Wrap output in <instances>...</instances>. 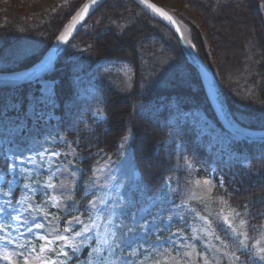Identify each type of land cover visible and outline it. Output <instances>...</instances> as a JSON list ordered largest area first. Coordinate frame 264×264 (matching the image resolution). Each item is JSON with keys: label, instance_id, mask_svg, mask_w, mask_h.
Returning <instances> with one entry per match:
<instances>
[{"label": "trees", "instance_id": "16d2710c", "mask_svg": "<svg viewBox=\"0 0 264 264\" xmlns=\"http://www.w3.org/2000/svg\"><path fill=\"white\" fill-rule=\"evenodd\" d=\"M34 1L38 0H11L17 7L10 6L0 12V41L10 43L26 35L41 33L47 36L44 49L20 66L1 72L18 71L35 63L86 0H76L70 12L57 14L46 22L42 16L24 12V3ZM177 1L189 5L197 13L209 34L212 49L208 48L200 29L179 12H174L188 28L190 40L201 58L212 70H217L219 86L235 119L245 127L263 129L264 0ZM89 21L95 23L94 33L84 36L80 31L68 49L83 36L82 44L87 47L84 58L89 63L95 65L103 58L115 60L129 65L133 73L124 79L121 73L101 72L99 68L94 73H99L95 91L81 97L75 75L68 74L71 69L62 63L67 49L57 68L45 77L57 81L56 123L82 154L83 163L79 164L87 169L83 180L90 164L102 153L115 152L119 142L131 131L141 175L132 199V211L143 206L148 196L158 192L164 180L170 177L173 187L179 186L176 202L186 200L190 207L209 215L226 240L228 237L215 216L221 207L228 208L221 204L220 197L231 207L248 205L254 216L264 212V141L235 140L238 152L249 154L247 162L240 161L242 156L228 163L215 160L205 140H198L194 128L178 116L201 108L216 125L225 129L198 72L188 63L171 30L134 0H105ZM112 21L126 25V28L118 30ZM169 51L184 59L185 62L180 58L186 71L178 65L162 64ZM33 87L36 86L0 85V101L3 93L19 91L25 105L26 94ZM95 109L105 115L104 120L92 116ZM185 159L192 161L191 169L184 168ZM6 160L0 147V167L5 169ZM212 174L223 177V186L218 179H212ZM206 178L212 180L211 185L203 183ZM197 180L202 185H197ZM199 187L203 194L195 196L197 193L191 190ZM76 196L81 201L82 189L79 187ZM190 196L193 198L189 199ZM252 223L264 224V215ZM249 234L259 233L249 230ZM88 253L89 248H85L81 260L87 258ZM237 254L246 259L241 252Z\"/></svg>", "mask_w": 264, "mask_h": 264}, {"label": "snow or ice", "instance_id": "6c2138e0", "mask_svg": "<svg viewBox=\"0 0 264 264\" xmlns=\"http://www.w3.org/2000/svg\"><path fill=\"white\" fill-rule=\"evenodd\" d=\"M139 2L172 21L171 16L149 4L148 0ZM100 3L101 0H91L90 4L84 5L82 12L73 18L72 24L57 37L58 41L67 44L76 24L84 19L91 7L99 6ZM47 68L48 62L40 64L33 76L39 79ZM64 142L68 143L66 139ZM61 156L65 158L64 161L60 160ZM76 160L83 163L81 154L71 147L67 152H60L43 144L18 149L6 160L5 169L0 170V262L81 264V253L85 248H90L89 256L97 254L99 264H104L105 258L99 254L115 247L117 230L121 227L119 216H124V200L121 196L114 197L107 185L101 183L97 172H103V169L93 170L92 177L84 181L82 176L87 169L78 167L74 162ZM192 167V161L185 159L184 168ZM6 176L9 178L6 179ZM42 176H47V179L41 180ZM212 179H218L223 186V177L212 174ZM203 183L211 185L212 180L206 178ZM196 184L199 185L200 181L197 180ZM5 187L7 190H4ZM77 187L84 193L81 201L75 199ZM225 193L227 194L226 188ZM89 195L93 198L88 199ZM158 195L162 198V203L171 205L168 211L172 214L167 217L165 229H170L175 222H184L192 229L190 236L185 235L184 229L180 228L167 238V242L179 256L175 264H264V224L252 223V220L258 219L264 212L254 216L248 205L231 207L227 200L220 197L221 204L227 206L229 211L225 214V207H221L215 216L228 237L226 240L217 234L209 215L190 207L186 200L179 204L176 202L179 186L177 184L173 187L170 177L164 180ZM37 197L40 198L39 201ZM48 209H55L56 213ZM164 211L162 209L148 223L142 225L140 220L134 219L133 224L138 230L154 231L160 227L157 221L164 222ZM141 219L146 220L147 217L142 216ZM193 221L198 222L201 227H196ZM249 230L258 232L259 238L251 237ZM212 238L218 244L212 243ZM253 239L254 244L250 243ZM36 241L40 242L38 249ZM193 241L202 243L203 248L198 251ZM136 242L135 233L127 238L129 248ZM93 243L97 246L93 247ZM238 252L246 259L242 261ZM140 254L147 255V252L141 250ZM129 255L135 256L136 253ZM83 264H92V261L84 258ZM121 264H135V261L122 260Z\"/></svg>", "mask_w": 264, "mask_h": 264}, {"label": "rangeland", "instance_id": "374dc122", "mask_svg": "<svg viewBox=\"0 0 264 264\" xmlns=\"http://www.w3.org/2000/svg\"><path fill=\"white\" fill-rule=\"evenodd\" d=\"M75 1L76 0H38L28 2L24 3V12L29 15L42 16L43 21L46 22V20L50 21L51 18L57 14H62L68 10L70 12ZM155 1L173 13L179 12L185 19L189 20L196 28L200 29L204 33L203 36L207 41L208 48H213L209 34L205 28H203L204 25L201 18L189 5L181 3L177 0ZM84 3L79 7V10ZM10 6H15L12 4L11 0H0V12L6 10ZM77 12L78 10L76 13ZM93 22L89 21L86 23L81 30L83 31L82 35L85 36L86 34L88 35L89 33H94L93 28L95 23ZM98 24L96 22V25ZM112 24L118 30H121L124 27L126 28V25L113 23V21ZM182 26L185 27L183 24ZM185 29L189 35L188 28L185 27ZM46 39L47 36H45V34L33 33L32 35L23 36L10 43L0 41V70L20 66L21 63L36 57L41 51H43ZM84 40L85 37L83 36L77 38L62 59V63H65L71 69V71L69 70L67 73L71 75L73 74V76L75 75L74 81L78 85L81 97H87L88 92L95 91L97 86V74L99 73L96 75L94 73L98 71L99 68L102 69L101 72L113 70L114 72L121 73L124 76V79L125 77L129 78L131 76L133 73L132 68L123 62L103 58L95 65L89 63L86 58H84L87 48L82 44ZM166 54L167 57H163V65H178L180 69L186 71V65L184 64L185 61L182 57L171 51ZM180 58L184 62H182ZM216 72L217 70L214 69L213 73L219 83ZM5 73L9 72L0 71V74ZM34 85L36 87L30 89L26 94L25 105L19 91H9L1 95L0 147L3 148L6 158L10 159L11 155L16 153L18 149H22L24 147H38L41 144L45 147H54L60 152H67L69 151V147H71L81 154L73 140L70 139L56 123L58 116L54 112V104L55 86L57 85V81L54 78L47 77L41 79ZM92 116L97 120L105 119V115L97 109L92 110ZM178 116L182 119L183 123L188 122L189 125L194 128L198 140H205L207 148L211 151V153H213V155H215V160L219 159L228 163L229 161L239 159L240 156H242L240 161L247 162L249 160V154H241L238 152L237 146L235 145V140H238L237 137L230 130L216 125L203 109L196 108L192 111L180 113ZM261 126H264V121L261 123ZM258 130H264V128ZM65 139L68 141L67 144L64 142ZM132 140L133 134L130 131L119 142L115 152L100 154L98 160L93 164H90L87 177L84 180L87 181L90 177H92L93 170L103 169V172H97V176H99L101 183L107 185V188L111 190L114 197L121 196L124 200V216H119V212L117 213L119 221L121 222V227L117 230L115 247L111 251L105 250L101 252L99 256H103L105 258L104 264H121L122 260L135 261V264H175V260L179 259V256L177 255L176 250L171 248L170 244L167 242V238L171 236V233L176 232L180 228L184 229L185 235L190 236L192 229L184 222H175L172 224L170 229H165L164 224L168 223L167 217L172 213L168 211V209L171 208V205L167 202L162 203V198L158 195L161 187L158 189V192L148 196L144 205L137 211H132L131 205L133 195L136 192L141 179V175L136 164ZM121 145H123V147H121ZM64 159L65 158L63 156L60 157L61 161H64ZM74 162L78 167L83 168V166L79 164V160ZM3 169L4 168L0 167V170ZM8 178L9 177L6 176V179ZM40 179L46 180L47 176H42ZM201 188L202 187H199L197 190L191 191L195 194L197 193L195 196H201L203 194L201 193ZM4 190H7L6 187ZM83 195L84 193L82 191V196ZM153 197H156V199L153 200ZM91 198L93 197L89 195L88 199ZM75 199L78 201L76 195ZM162 209L165 210L164 222L160 223V221H157L156 223L160 224V227L156 228L154 231L149 230L144 232L143 229L138 230L134 226V219L140 220V223L143 225L152 221ZM48 210L54 214L56 213L55 209ZM228 211L229 208L225 207V214H228ZM149 212L151 215H148ZM142 216L147 217V219H141ZM192 223H194L196 227H201L198 222L193 221ZM61 227H63V220H61ZM213 227L215 228L214 225ZM216 232L224 239L217 229ZM121 233H123V235H121ZM133 233L136 234L137 242L129 248L127 245V238ZM249 235L251 237L259 238V234ZM39 243V241L35 242L37 249L39 248ZM193 243L196 244L198 251L203 248V244L199 241H193ZM212 243L218 244L214 238H212ZM250 243L254 244L255 239L251 240ZM96 246L97 245L93 243V247ZM141 250L146 251L147 255L140 254ZM90 251L91 249L89 248V252ZM134 252L136 253L135 256L129 255ZM87 258L92 261V264H99L97 254L89 256L88 253ZM83 260H81V264H83ZM241 260L243 261L242 258ZM0 264H3V262H0Z\"/></svg>", "mask_w": 264, "mask_h": 264}, {"label": "water", "instance_id": "95a60500", "mask_svg": "<svg viewBox=\"0 0 264 264\" xmlns=\"http://www.w3.org/2000/svg\"><path fill=\"white\" fill-rule=\"evenodd\" d=\"M105 0H101V3L99 6L104 2ZM138 2L142 7H144L148 12H150L153 16H155L157 19L162 21L174 34L176 37V40L186 57L187 61L196 69L198 72L204 87L206 88V91L215 107L217 112L219 113L221 119L223 120L226 127L232 131V133L237 138H242L250 141H264V130H253L249 129L245 126H243L241 123H239L235 117L233 116L225 97L221 91V88L219 86V83L212 71V69L209 67V65L201 58L199 53L197 52L195 47H192L193 44H190L183 35V32L181 30V22L176 17V15L164 7L163 5L159 4L155 0H148L149 4L155 5L157 8L162 9L165 13L168 14V16L172 17V21L167 19L165 16L157 13L154 11V9L149 8L147 5L142 4L139 2V0H135ZM91 0H87L84 5L90 4ZM84 5L80 8V10L76 13L74 16L77 17L84 7ZM99 6L91 7L89 9L88 14L84 17V19L76 24V27L71 31V34L68 39L67 44H61L58 39L54 42V44L49 48L48 51L45 52V54L33 65L30 67L16 71V72H10L5 74H0V85L6 84V85H25L32 82H38L40 78L44 77L48 73L52 72L56 67L57 64L65 52V50L68 48L70 43L75 39L77 34L83 29V27L88 22L89 18L95 13V11L98 9ZM73 20L70 22L72 24ZM179 29V31H177ZM48 62V68L46 72L42 73L40 75V78L37 79L35 76H33V73L36 71L37 67L44 63Z\"/></svg>", "mask_w": 264, "mask_h": 264}, {"label": "bare ground", "instance_id": "6f19581e", "mask_svg": "<svg viewBox=\"0 0 264 264\" xmlns=\"http://www.w3.org/2000/svg\"><path fill=\"white\" fill-rule=\"evenodd\" d=\"M90 19V18H89ZM67 28V27H66ZM65 28V29H66ZM65 29L63 30V32L65 31ZM181 30H182V32H183V35L185 36V39L191 44V40H190V37H189V35H188V32H187V30L185 29V27H183L182 25H181ZM62 32V33H63ZM67 50V49H66ZM66 50H65V52H66ZM64 52V53H65ZM63 56V55H62ZM61 56V57H62Z\"/></svg>", "mask_w": 264, "mask_h": 264}]
</instances>
